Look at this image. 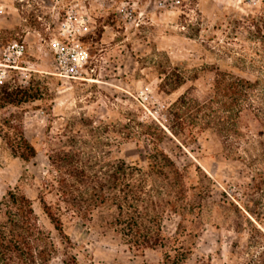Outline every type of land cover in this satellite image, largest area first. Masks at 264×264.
Listing matches in <instances>:
<instances>
[{
    "label": "rangeland",
    "instance_id": "1",
    "mask_svg": "<svg viewBox=\"0 0 264 264\" xmlns=\"http://www.w3.org/2000/svg\"><path fill=\"white\" fill-rule=\"evenodd\" d=\"M168 62L185 77L171 94L157 88L159 66ZM235 64L247 66L239 73L249 78L264 69V0H0V84L31 82L43 92L23 109H0V125L9 114L21 116L37 150L23 162L0 137V198L18 186L55 236L40 197L57 202L48 155L59 139H72L83 156L104 151L145 167L147 139L121 133L157 124L166 129L161 148L189 182L209 187L189 264H264L263 124L248 114L239 139L226 145L209 132L184 142L167 130L164 116L189 89L205 96L215 66ZM106 218L105 210L85 222L63 215L79 264L161 261L159 249H130ZM178 221L167 213L163 232L173 235Z\"/></svg>",
    "mask_w": 264,
    "mask_h": 264
},
{
    "label": "trees",
    "instance_id": "2",
    "mask_svg": "<svg viewBox=\"0 0 264 264\" xmlns=\"http://www.w3.org/2000/svg\"><path fill=\"white\" fill-rule=\"evenodd\" d=\"M159 67V91L171 94L183 85L185 77L179 68L170 62ZM245 69L244 64L215 66L205 96L199 98L189 89L166 108L167 130L184 142L209 132L226 145L241 136L245 115L251 114L264 126V69L261 67V73L253 78L239 73ZM42 95L40 86L31 82L27 86L2 82L0 109H23ZM131 133L144 136L151 146L145 167L138 161L109 159L104 151L83 156L69 138L64 142L59 139L58 147L50 150L48 160L57 202L53 205L40 197V203L55 236L41 225L31 200L18 186L7 190L0 198V264H50L54 258L63 264H79L62 217L91 221L99 210H105V223L130 249L161 250L158 264H189L200 226L197 220L206 207L209 187L191 184L186 170L161 148L159 142L166 129L142 124L136 132H122L121 138H129ZM0 137L12 155L23 162L37 155L35 146L24 135L21 116L5 117ZM167 213L179 217L173 235L162 230ZM196 264L211 263L201 260Z\"/></svg>",
    "mask_w": 264,
    "mask_h": 264
}]
</instances>
